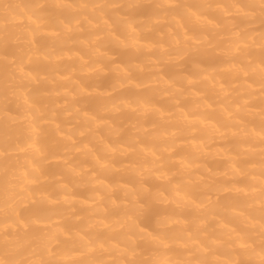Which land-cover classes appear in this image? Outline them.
<instances>
[{"label": "bare ground", "instance_id": "obj_1", "mask_svg": "<svg viewBox=\"0 0 264 264\" xmlns=\"http://www.w3.org/2000/svg\"><path fill=\"white\" fill-rule=\"evenodd\" d=\"M0 264H264V0H0Z\"/></svg>", "mask_w": 264, "mask_h": 264}, {"label": "rangeland", "instance_id": "obj_2", "mask_svg": "<svg viewBox=\"0 0 264 264\" xmlns=\"http://www.w3.org/2000/svg\"><path fill=\"white\" fill-rule=\"evenodd\" d=\"M114 58H115V59L118 58V53H115ZM108 80H109L110 82H113L114 78H113L112 74H110V75L108 76Z\"/></svg>", "mask_w": 264, "mask_h": 264}]
</instances>
